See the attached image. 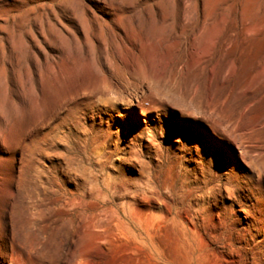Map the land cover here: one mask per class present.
Instances as JSON below:
<instances>
[{"label": "rangeland", "instance_id": "1", "mask_svg": "<svg viewBox=\"0 0 264 264\" xmlns=\"http://www.w3.org/2000/svg\"><path fill=\"white\" fill-rule=\"evenodd\" d=\"M0 264H264V0H0Z\"/></svg>", "mask_w": 264, "mask_h": 264}, {"label": "bare ground", "instance_id": "2", "mask_svg": "<svg viewBox=\"0 0 264 264\" xmlns=\"http://www.w3.org/2000/svg\"><path fill=\"white\" fill-rule=\"evenodd\" d=\"M130 105H135V106H137V104H133V103H132V104H130Z\"/></svg>", "mask_w": 264, "mask_h": 264}]
</instances>
